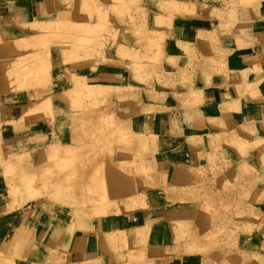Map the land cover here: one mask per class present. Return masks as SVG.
<instances>
[{"label": "rangeland", "instance_id": "rangeland-1", "mask_svg": "<svg viewBox=\"0 0 264 264\" xmlns=\"http://www.w3.org/2000/svg\"><path fill=\"white\" fill-rule=\"evenodd\" d=\"M260 2L49 0L50 20L0 23V94L58 91L36 111L48 122L50 143L9 153L0 122L6 190L0 217L36 205L66 222L63 238L54 246L39 243L28 258H19L17 237L13 255L0 251V264H192V256H200L202 264H224L235 251H264V241L253 239L264 223V122L226 133L220 120H209L214 128L221 125L218 134L189 141L198 150L200 168L174 170L181 177L167 186L161 184L157 163L159 137L158 151L145 160L136 161L141 155L135 152L139 139L157 136L137 129L140 115L196 107L203 102L204 88L227 79L239 10ZM196 20L213 25L201 30L193 45L187 32ZM107 66L116 71L111 82L89 76ZM241 93L262 100L256 88ZM26 120L24 112L20 122ZM8 161L16 164L7 174ZM157 185L170 190L165 197L173 203L166 197L143 210L148 190ZM172 191L176 196H170ZM181 201L191 202V214L186 210L178 220L96 230L104 218L119 222V217ZM163 212L155 211V216ZM77 232H97V258L67 263Z\"/></svg>", "mask_w": 264, "mask_h": 264}, {"label": "crops", "instance_id": "crops-1", "mask_svg": "<svg viewBox=\"0 0 264 264\" xmlns=\"http://www.w3.org/2000/svg\"><path fill=\"white\" fill-rule=\"evenodd\" d=\"M51 16L49 0H0V23L24 24L36 20H50ZM212 25L200 20L190 22L187 42L196 44L199 32L211 29ZM235 29L231 39V54L226 61L228 77L222 78L212 87L204 88L201 104L192 108H173L148 116L140 115L136 120V127L140 132L152 133L159 137L157 163L163 177L160 182L164 186L171 183L177 168H200L198 150H192L189 141L218 134L221 125L214 128L209 124V120H220L227 130L226 133L249 123L264 122V0H261L259 6L240 9ZM242 75L247 76L246 80L236 81ZM89 76L101 83H107L116 78V71L107 66L99 73H89ZM246 87L256 88L262 100L248 98L242 94V89ZM56 92L58 91L53 92L48 88L23 92L22 97L16 94H0V122L3 123L1 134L7 152L32 151L51 142L52 134L46 118L43 120L34 112L25 123L20 121L25 111L38 108L45 97ZM195 163L198 165L193 166ZM5 191L3 172L0 168V199ZM191 205V202L178 203L151 212H141L143 215L130 214L119 217V222H116L114 217L104 218L98 227L95 226L97 232L115 231L117 225L131 227L150 220H178V215L186 213V210L191 214ZM161 209L166 212L155 216V211ZM65 225L66 222L61 217L55 219L52 213L43 212L36 205L0 217V251L7 255L13 254L16 248L14 242L18 237V257L27 255L28 258L37 244L52 247L63 238ZM97 232L76 233L67 253V263L80 262L88 257L97 258ZM253 239L264 241V223L260 225ZM263 258L264 251L260 249L250 255L235 251L225 257L224 264H264ZM201 259L200 256H192L190 260L192 264H202Z\"/></svg>", "mask_w": 264, "mask_h": 264}, {"label": "bare ground", "instance_id": "bare-ground-1", "mask_svg": "<svg viewBox=\"0 0 264 264\" xmlns=\"http://www.w3.org/2000/svg\"><path fill=\"white\" fill-rule=\"evenodd\" d=\"M38 109L39 108H36V109H32V110H27V111H25L26 112V117H27V119H28V117H29V115L30 114H33L34 112H36V111H38ZM45 114V113H44ZM35 115V114H34ZM27 121V120H26ZM25 121V122H26ZM158 136H156L155 137V139H152V140H150V139H148L147 140V138L146 139H139V141H137V144H139V146L137 147V149H135V152L136 153H138L139 152V155H141V158H136L137 160L136 161H143V160H145V157L146 156H148V155H150V154H152V152H157L158 151ZM136 145V144H135ZM120 152V151H119ZM261 153V152H260ZM259 153V154H260ZM15 156V155H14ZM14 156H12V157H14ZM18 157V156H17ZM19 158V157H18ZM23 157L21 156L20 157V161H21V159H22ZM15 159L16 158H14V161H15ZM11 160H13V158L11 159ZM17 160V159H16ZM7 162V168H6V173L8 174L9 173V171H11L12 169H13V165H15L16 164V162ZM19 161V159L17 160V162ZM22 161H23V159H22ZM15 163V164H14ZM18 164H19V162H18ZM17 164V165H18ZM137 164H139V163H137ZM144 164V163H143ZM20 165V164H19ZM183 170L184 171V167H179V168H177L176 169V171H178V170ZM180 172V173H179ZM178 172V174H173V176H172V181H173V184H175V183H177V181L180 179V177H181V171H179ZM184 177V176H183ZM182 177V178H183ZM8 183V186H9V194L10 195H12V193H13V189H14V183H13V181L12 180H10L9 182H7ZM146 191H147V189H146ZM145 191V192H146ZM149 193H150V197H149V200H147V203L146 204H144V206H142V208H143V210H147V209H149V208H151L152 207V205H154V204H157V203H160V202H164L165 200H166V197H167V202H169L170 201V203L172 202L173 203V200L171 201V198H168V196H166L165 197V195H168L169 193H167V192H170V190H168V189H164L163 187H161L160 185H157L156 186V189H154V188H150L149 190ZM174 191V190H173ZM173 191H172V195H170L171 197L172 196H176V195H174L173 194ZM137 192V191H136ZM140 192V191H139ZM141 192H144L143 190L141 191ZM141 194V193H140ZM179 198H180V196H179ZM182 198H184V197H182ZM147 199V198H146ZM168 199H169V201H168ZM174 200L176 199V198H173ZM179 200H181V198L179 199ZM178 200V201H179ZM189 200V199H188ZM182 201H183V199H182ZM181 201V202H182ZM187 201V200H186ZM186 201H185V203H186ZM174 203H176V201L174 202ZM183 203V202H182ZM163 204V203H162ZM170 205V204H169ZM168 205V206H169ZM165 207V206H164ZM15 251V250H14ZM13 255V254H12Z\"/></svg>", "mask_w": 264, "mask_h": 264}]
</instances>
